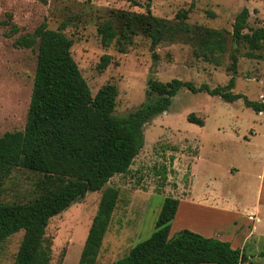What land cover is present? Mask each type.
<instances>
[{
  "label": "rangeland",
  "instance_id": "obj_1",
  "mask_svg": "<svg viewBox=\"0 0 264 264\" xmlns=\"http://www.w3.org/2000/svg\"><path fill=\"white\" fill-rule=\"evenodd\" d=\"M0 0V136L24 128L37 49L14 46L37 27L60 30L91 95L105 84L118 90L113 114L124 117L146 102L147 82L172 79L196 86H225L233 49L237 65L233 93L264 101V58L249 59L245 42L231 39L236 15L249 12L244 33L264 28V0H150L151 14L175 23L188 11L191 25L222 31L227 50L219 65L197 59L188 42L161 43L153 50L141 33L119 35L103 48L97 27L122 12L145 14L147 0ZM120 30V29H119ZM229 33V34H228ZM264 55V50L255 52ZM103 55L111 62L99 71ZM155 55V57H153ZM192 115L203 125L190 123ZM144 144L125 174L114 175L99 192L86 194L50 219L35 264H79L92 242L93 264H112L155 230L163 200L180 204L169 236L187 229L228 242L243 251L242 264H264V113L242 100L227 103L181 88L167 112L144 125ZM60 176L13 168L0 186V203L42 201L65 183ZM196 205V206H193ZM23 231L0 243V264H13Z\"/></svg>",
  "mask_w": 264,
  "mask_h": 264
},
{
  "label": "trees",
  "instance_id": "obj_2",
  "mask_svg": "<svg viewBox=\"0 0 264 264\" xmlns=\"http://www.w3.org/2000/svg\"><path fill=\"white\" fill-rule=\"evenodd\" d=\"M133 6L138 3L128 0ZM145 14L122 12L121 26L108 20L97 27L103 48H108L119 35L130 37L141 33L150 39V48L167 42H188L193 54L204 62L219 65V56L227 50L225 33L202 26H191L188 11L177 13L172 23L151 14L149 1ZM249 12L243 8L235 17L231 39L245 42L249 59L264 58L255 52L264 50V28L244 33ZM120 29V30H119ZM229 34V33H228ZM15 47L37 49L26 121L21 131L0 136V186L13 168L64 178L63 186L42 201L0 203V243L23 231L13 264H35L43 245L50 219L68 209L86 194L99 192L116 174H125L144 144V125L168 111L171 100L181 88L190 93H206L227 103L242 100L255 113H264V101L249 100L233 93L237 49L230 56L228 70L232 76L225 86L210 88L193 82L172 79L163 83L147 82L146 102L124 117L113 114L118 90L114 84L103 85L92 96L71 54L72 41L60 30L37 27L33 34L18 38ZM155 57V55H153ZM103 55L99 71L110 64ZM188 122L202 126L203 121L189 115ZM179 200H163L155 230L151 236L133 246L128 254L112 264H242L243 251L228 242L207 238L183 229L169 236ZM92 242L79 264H93L98 243ZM264 257V243L259 253Z\"/></svg>",
  "mask_w": 264,
  "mask_h": 264
},
{
  "label": "crops",
  "instance_id": "obj_3",
  "mask_svg": "<svg viewBox=\"0 0 264 264\" xmlns=\"http://www.w3.org/2000/svg\"><path fill=\"white\" fill-rule=\"evenodd\" d=\"M179 204H180V200H179ZM193 206H196V205H193ZM179 207V206H178ZM197 207V206H196ZM178 210V209H177ZM177 213V212H176ZM175 218V217H174Z\"/></svg>",
  "mask_w": 264,
  "mask_h": 264
}]
</instances>
